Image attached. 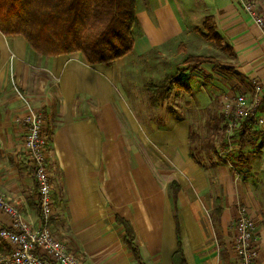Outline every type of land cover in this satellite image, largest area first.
Segmentation results:
<instances>
[{"label": "crops", "instance_id": "obj_1", "mask_svg": "<svg viewBox=\"0 0 264 264\" xmlns=\"http://www.w3.org/2000/svg\"><path fill=\"white\" fill-rule=\"evenodd\" d=\"M256 3L264 16V0ZM206 18L219 36L221 64L230 71L203 65L179 89L192 98L180 96L186 103L178 107L194 104L195 111L218 114L223 96L249 92L251 79L264 83V39L237 0H142L139 8L137 0L130 54L147 56L189 35L206 44ZM121 66L120 60L88 65L80 53L42 56L23 37L0 32V193L38 226V188L24 149L26 107L18 90L44 112L52 132L49 162L57 207L51 230L85 264H138L117 217L133 227L145 264H172L176 213L187 264H229V255L235 259L231 245L240 205L257 223L264 264V210L251 181L233 171L237 154L232 151L226 160L191 157L188 117L160 125L141 119L117 90ZM259 112L264 120V97ZM219 116L210 132L216 139L223 126ZM254 130L264 153V121ZM204 138L194 136L192 143ZM8 224L0 212V226ZM11 249L1 241L0 257Z\"/></svg>", "mask_w": 264, "mask_h": 264}, {"label": "trees", "instance_id": "obj_2", "mask_svg": "<svg viewBox=\"0 0 264 264\" xmlns=\"http://www.w3.org/2000/svg\"><path fill=\"white\" fill-rule=\"evenodd\" d=\"M136 26L137 0H0V32L7 37H23L34 52L46 57L80 53L88 65L111 64L133 51ZM204 28L207 30V37L219 41L211 18L205 19ZM185 62L195 68L212 64L214 69L221 72L230 71L229 67L211 56H188ZM179 74L166 77L160 85H145L153 107L158 108L171 98L179 82ZM219 117L223 123L222 117ZM217 121L216 119L215 123ZM219 131H223L221 140L225 139V125ZM255 134L256 131L246 121L238 136L239 150L242 153V149L252 141ZM193 138L194 133L191 132V157L198 161V152L208 160L219 159L218 152L224 147V143L220 146L215 134L205 137L199 143L200 148L192 143ZM237 153L240 158H244L241 152ZM173 194L175 197L174 192ZM215 208L218 215L222 209L218 203ZM175 219L178 246L173 254L172 264H187L177 213ZM117 224L123 227L125 243L136 262L145 264L135 243L136 236L131 224L120 217H117Z\"/></svg>", "mask_w": 264, "mask_h": 264}, {"label": "built area", "instance_id": "obj_3", "mask_svg": "<svg viewBox=\"0 0 264 264\" xmlns=\"http://www.w3.org/2000/svg\"><path fill=\"white\" fill-rule=\"evenodd\" d=\"M239 6L252 17L264 39V16L256 0H237ZM16 90V88H15ZM20 95L26 107L23 118L26 127L24 149L28 156V165L38 188L40 215L38 226L31 224L13 201L0 193V212L7 215L10 224L0 226V242L6 241L12 247L11 252L0 257V264H85L82 257L58 240L51 224L56 213L53 175L49 162L52 147V132L47 129L46 117L42 110L34 108L25 96ZM264 97V83L250 80V91L225 96L221 100L220 116L223 118L227 134V148L221 153L232 151V142L237 132L248 121L256 129L263 124L260 109ZM234 237L231 245L236 264H259L260 240L256 223L244 207L238 208L234 223ZM43 249L45 255L40 254Z\"/></svg>", "mask_w": 264, "mask_h": 264}, {"label": "rangeland", "instance_id": "obj_4", "mask_svg": "<svg viewBox=\"0 0 264 264\" xmlns=\"http://www.w3.org/2000/svg\"><path fill=\"white\" fill-rule=\"evenodd\" d=\"M141 1L142 0H138V8L140 7ZM204 30L205 32L203 34L205 36L204 38L207 41L206 44L200 45L197 40L195 41L196 36L193 37L192 35H189V37L182 38L183 42H173L169 44L168 47H165V49H156L147 56L137 57L133 53L130 54L132 52L131 51L129 54H127V56L119 59L122 65V70L120 71L121 74L119 76V85L117 89L118 92H120L121 94H126V96L132 101V103L135 105L137 115H139V117L143 120L147 119L157 125H160L164 124V122L172 121L175 118L180 121L183 119V117H188V120L191 122V128L193 129L194 136L196 138L198 137V139L199 137L210 136L212 127H214L216 124V119L214 120V118L218 119V116L220 115L219 111H221V106H219L218 108V114L216 113V111H213V114H211V111H195L191 108L194 106V104H191L190 109L188 110H180L178 105L182 106L184 102V99L180 98V96H184V98L187 100L191 99L192 97L190 96L189 92L179 91V89H181V87L179 86L183 83L187 85L188 80L193 74H199V72L203 71L202 68H195L186 63L185 60L188 56H211L217 59L219 62L224 61V56H222L220 52H218V49H220V45H218L219 43L216 40L214 41L211 38L207 37V30ZM216 42L218 44H216ZM214 44L218 47H216ZM210 65V67L214 69L213 65ZM176 73H180V79L177 83V86L175 87L174 94L166 103H164V105L158 108L153 107L149 102L150 97L145 89V85L150 83L160 85L163 83L166 77H169ZM187 78L188 80H186ZM224 97L225 96H223L222 99H224ZM141 122H144L145 125H147L148 121ZM221 132H218L219 137L217 138L218 140H216L220 146L224 143V147L222 146L219 149L218 158L221 160H226L228 155H230L232 151H235L234 154L237 155L234 156L233 162L237 163V169L233 171L235 172V175H237V177L242 176L251 181L253 187L255 188L253 190L255 193V197L259 203H262V209L264 210V153L261 140L259 139L254 141V139L252 138L253 140L248 143L249 146L242 149V153V151L239 150V130L237 132L235 141L232 142V151L229 154L222 155L221 153L223 152V150L227 148V134L225 131V139L221 140ZM148 142L149 141L147 140V143ZM195 146L200 148L199 143H196ZM150 147L154 149L153 146ZM237 151L241 152V155L244 156L243 159L239 157ZM196 154L199 160H208L204 157V154L198 152ZM240 207H244L248 211L247 206L240 205ZM256 231L261 246V238L258 234L257 223ZM227 258L229 264L236 263V259H234L230 255Z\"/></svg>", "mask_w": 264, "mask_h": 264}]
</instances>
